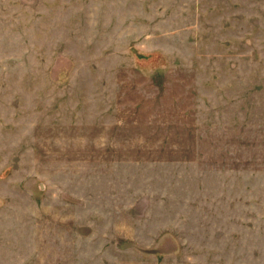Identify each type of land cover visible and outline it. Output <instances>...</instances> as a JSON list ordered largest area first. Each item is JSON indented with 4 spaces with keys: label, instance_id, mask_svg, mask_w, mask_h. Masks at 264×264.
Segmentation results:
<instances>
[{
    "label": "rangeland",
    "instance_id": "1",
    "mask_svg": "<svg viewBox=\"0 0 264 264\" xmlns=\"http://www.w3.org/2000/svg\"><path fill=\"white\" fill-rule=\"evenodd\" d=\"M0 264H264V0H0Z\"/></svg>",
    "mask_w": 264,
    "mask_h": 264
}]
</instances>
